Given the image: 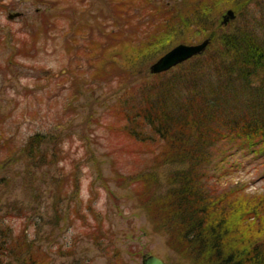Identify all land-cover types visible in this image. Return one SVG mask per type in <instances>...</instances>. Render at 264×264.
I'll list each match as a JSON object with an SVG mask.
<instances>
[{"label":"rangeland","instance_id":"1","mask_svg":"<svg viewBox=\"0 0 264 264\" xmlns=\"http://www.w3.org/2000/svg\"><path fill=\"white\" fill-rule=\"evenodd\" d=\"M153 1L166 10L181 0ZM120 8L116 0H0V230L9 245L25 235L22 248L42 264H141L150 254L191 264L168 244L149 201L183 166L157 158L165 141L131 137L123 114L161 54L125 52L149 28ZM245 24L264 41V0H249L220 30ZM201 40L176 37L163 53ZM35 134L44 142L34 157L26 144ZM212 152L204 179L214 197L227 196L218 209L234 212L232 191L264 192V153L236 142Z\"/></svg>","mask_w":264,"mask_h":264},{"label":"trees","instance_id":"2","mask_svg":"<svg viewBox=\"0 0 264 264\" xmlns=\"http://www.w3.org/2000/svg\"><path fill=\"white\" fill-rule=\"evenodd\" d=\"M116 1L126 15L147 19L143 27L149 28L135 32L125 43L126 53L158 56L176 37L210 39L202 54L169 71L145 75L138 100L123 111L131 137L165 141L157 158L183 166L168 174L163 195L143 185L161 212L157 223L169 235L168 244L191 264H264V192L236 196L232 191L230 208H236L223 211L217 201L227 196L214 197L204 179L216 144L236 142L264 153V41L246 24L232 33L215 26L223 6L238 12L249 0H181L166 10L153 0ZM206 52L210 56H203ZM43 142L35 134L26 148L35 157ZM142 176L143 184L151 180ZM0 236V264H42L22 248L25 235L10 245L6 229Z\"/></svg>","mask_w":264,"mask_h":264},{"label":"water","instance_id":"3","mask_svg":"<svg viewBox=\"0 0 264 264\" xmlns=\"http://www.w3.org/2000/svg\"><path fill=\"white\" fill-rule=\"evenodd\" d=\"M20 16L19 12L8 14L9 19ZM235 15L232 9H229L222 16L221 23L226 25ZM209 43V39L196 44L179 43L160 56L149 66L151 74L166 72L174 66L190 59L193 56L201 54ZM141 264H166L164 260L156 255L150 254L142 258Z\"/></svg>","mask_w":264,"mask_h":264}]
</instances>
